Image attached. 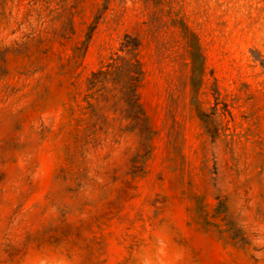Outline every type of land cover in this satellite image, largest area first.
Returning <instances> with one entry per match:
<instances>
[{"label": "rangeland", "instance_id": "rangeland-1", "mask_svg": "<svg viewBox=\"0 0 264 264\" xmlns=\"http://www.w3.org/2000/svg\"><path fill=\"white\" fill-rule=\"evenodd\" d=\"M7 12L0 264H264V0H16ZM67 18L73 31L55 38ZM127 39L154 130L145 157L117 114L104 130L89 114V78ZM216 197L246 246L202 223L200 202L212 213Z\"/></svg>", "mask_w": 264, "mask_h": 264}, {"label": "trees", "instance_id": "trees-1", "mask_svg": "<svg viewBox=\"0 0 264 264\" xmlns=\"http://www.w3.org/2000/svg\"><path fill=\"white\" fill-rule=\"evenodd\" d=\"M14 1L16 0H0V22L9 18L8 5ZM73 29V20L67 18L66 21H63L61 28H54V37H64ZM45 32L47 34L43 35L44 33H41L35 40L44 42L54 38L50 37V31ZM27 36L30 37L29 34ZM128 39L123 44L124 48H122V50L127 51V55H121L117 52L116 56H112L109 62L94 71L89 78V90L92 91L89 96L95 100V102L89 100L91 107L89 114L95 119L94 126L97 125L99 130H104L106 126L110 125L111 113L117 114V118L114 120L120 122L119 128L122 131L137 132L139 134L141 140L138 156L145 157L151 153L154 130L148 121L139 97V87L144 79V68L137 52L140 44L139 42L131 43ZM3 53L0 52V57L5 60L6 53ZM259 57L258 59L264 68V57L261 55ZM202 116L208 123V114L202 112ZM211 133L216 135L218 129L213 128ZM216 199H218V202L213 207L212 213L208 211L207 204L200 202L201 212L199 217L202 223L209 227H216V231L227 243L240 244L242 247L246 246L249 241L245 232L242 228L237 227L236 222L228 216V201L219 199V197H216ZM216 219H220L222 222L216 221Z\"/></svg>", "mask_w": 264, "mask_h": 264}]
</instances>
